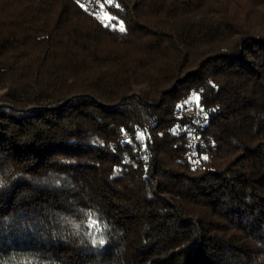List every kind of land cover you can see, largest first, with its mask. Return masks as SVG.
<instances>
[{
	"label": "trees",
	"instance_id": "obj_1",
	"mask_svg": "<svg viewBox=\"0 0 264 264\" xmlns=\"http://www.w3.org/2000/svg\"><path fill=\"white\" fill-rule=\"evenodd\" d=\"M100 4L0 0V257L264 264V0Z\"/></svg>",
	"mask_w": 264,
	"mask_h": 264
},
{
	"label": "snow or ice",
	"instance_id": "obj_2",
	"mask_svg": "<svg viewBox=\"0 0 264 264\" xmlns=\"http://www.w3.org/2000/svg\"><path fill=\"white\" fill-rule=\"evenodd\" d=\"M108 3H110V0H101L100 6L103 7L104 4H108ZM197 100H199V98H197ZM128 143H131V141H128ZM205 159H207V157H205ZM101 242H103V241H101ZM0 264H5V260L2 257H0ZM7 264H11V258H9Z\"/></svg>",
	"mask_w": 264,
	"mask_h": 264
},
{
	"label": "rangeland",
	"instance_id": "obj_3",
	"mask_svg": "<svg viewBox=\"0 0 264 264\" xmlns=\"http://www.w3.org/2000/svg\"><path fill=\"white\" fill-rule=\"evenodd\" d=\"M97 16L99 18H101L102 20H106L109 17V15L107 13L103 12L102 10L98 11Z\"/></svg>",
	"mask_w": 264,
	"mask_h": 264
},
{
	"label": "built area",
	"instance_id": "obj_4",
	"mask_svg": "<svg viewBox=\"0 0 264 264\" xmlns=\"http://www.w3.org/2000/svg\"><path fill=\"white\" fill-rule=\"evenodd\" d=\"M194 117H195L196 119L198 118L197 115H196V113H195Z\"/></svg>",
	"mask_w": 264,
	"mask_h": 264
}]
</instances>
